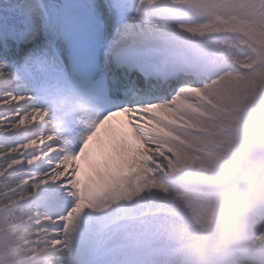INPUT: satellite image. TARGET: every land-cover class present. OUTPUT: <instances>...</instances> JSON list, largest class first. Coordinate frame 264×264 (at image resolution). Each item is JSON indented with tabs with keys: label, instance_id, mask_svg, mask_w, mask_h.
<instances>
[{
	"label": "bare ground",
	"instance_id": "1",
	"mask_svg": "<svg viewBox=\"0 0 264 264\" xmlns=\"http://www.w3.org/2000/svg\"><path fill=\"white\" fill-rule=\"evenodd\" d=\"M151 1L154 0H147L146 3ZM156 1L160 3L175 2L178 0ZM48 2L49 0H0V11L1 14L4 15L7 24L10 26L14 23L22 22L26 18L38 21L46 10V8H42L41 6H46ZM214 5L215 4H210L209 6L211 7L208 11L214 14L219 13L221 9ZM149 6L151 5L149 4ZM11 8L13 9L12 13ZM198 11L202 13L205 18L204 21L199 23L184 22L164 24L154 18L137 16L134 20L122 25L127 26L128 30L136 37L137 42L146 50L154 49V51L150 52L156 51L159 55L166 52L163 58H159L161 60L184 52L192 59H195L200 58L199 54L201 53H218V51L225 50V55L222 59H219L218 64L220 68H222V65L226 62L228 64L231 62H242L232 49L201 42V36L212 33L210 30L218 28V25L213 21L211 16L205 15L207 12L203 10ZM9 14H12V16H9ZM229 23L230 20L225 19L222 26H227ZM184 33L185 35H183ZM254 37L255 38L252 37L251 39L255 42L256 47L259 48V51H255L258 54V58L263 59L264 47L261 44H264V32L258 31ZM4 63L3 60H0V87L1 84L6 83L12 85L13 88H19L20 85L17 83L18 79L15 71L13 69H6ZM212 68L216 70L218 67L214 66ZM235 68H237V66H234L232 69L225 67L215 72L211 81L198 87L196 91L201 93L212 104L222 106L224 109H229L230 113H232L231 111L234 105L244 110L252 105L254 98L255 100L259 99V97L264 98V74H234L233 69ZM5 90L6 89H4V91ZM178 99V105H186V107L192 106L193 110H201L200 107L192 103L183 101L181 98ZM12 106L16 108H12ZM17 106H24V108L22 109ZM202 109L204 112H208L207 109ZM15 110L17 112H15ZM162 111L164 115L168 117H174L180 122L188 125H195L197 128L209 131V133L205 136H200L173 130L175 135L191 145V149H185L171 140L155 137L151 134L153 139L151 141L150 150H148L154 162L163 165L164 171L155 168L154 171L156 176L166 173L170 169L174 171L181 169V167L186 169V163L193 166L195 171L207 169L208 172L214 173L213 166L215 163L211 155L206 153V151H212L211 148L208 147L209 141L215 142L218 146L223 147V151L220 154L228 163L235 160L236 156H234V154L238 153L241 148L238 145V139L235 135L226 136L220 132L217 133L216 129L220 124H224L220 125L221 127L225 125H230L229 127H231L233 123L231 122L230 124V122H226L225 117L227 116L229 117L228 120H237L236 130L238 134L242 132V127L250 124L245 117L234 116L235 113L230 115L212 113L211 115H215L218 120L207 121L204 118L193 116L192 112H189L186 108L181 112L166 109ZM0 113L3 115L0 117L1 136L7 135L5 132L8 130H12L11 133L17 134V136L20 134L26 136L38 133L37 129H33L39 124L38 118L41 115V111L35 105L31 97L14 96L12 99L7 96V93L0 94ZM4 113L7 114L4 115ZM11 118H14L13 122L6 121ZM154 123L161 129L165 128L161 121L154 120ZM26 128H29V130L25 131ZM97 130L91 147H95L94 155L99 156V159L102 160L103 165L106 166V170L108 169V171L105 172L100 167L95 166L88 156L85 158L82 157L79 161L84 163V170L83 172L78 171V173L84 175V182L81 185V199L76 200L77 204L74 209L69 211L64 217L57 218L54 222L46 221L45 219L31 221L30 219L33 217V213H30V207L27 205L24 206V204L11 210H5V207L2 208L0 210V235L3 234L4 239L0 241V264L5 261L10 262L14 260V258L16 261H19L21 257H17L16 249L18 245L24 247L21 242L26 240V238L28 239L26 241L27 244H41L42 248H38L36 252L42 251L47 246V254L44 253V257L41 260H35L25 264H73L75 255H79L83 249L95 248L98 244L103 242L105 238L103 228L112 223L114 219L120 217H133L150 207L163 210L168 219L167 223L157 217L147 218L144 226L137 227L134 233L137 235L144 233V235H146L148 231H151V233L155 235L154 238L151 239L155 240L168 236L167 231L172 229L168 227L169 222L173 223L174 229H179V223L176 222V219L170 213L180 214L181 209L189 213V216H184L190 218L199 217L201 215L200 195L177 193L164 183L151 178L148 175L151 170L147 171V169L139 163L140 159L134 150L129 147L125 148L120 141L112 138L102 123L97 127ZM32 145L36 146L33 149L35 151V156L23 162L8 160L9 164L6 166L12 165L13 170L6 172V170H4L6 166L4 167V165L8 163L7 157L18 156L27 150L20 151L21 148L19 146L10 145V143L0 144L1 161L4 162V165L0 163V171L4 170L0 173V176H4L0 178V207L9 202L14 203L12 201L18 197L17 194L25 195L22 196L21 199L28 198L31 201L45 194L51 195L55 205H58L55 201L58 200L62 202L61 200L65 193V185H67L68 191H72L73 199H75L77 187L71 182L73 175L76 173L73 167H69L68 163L64 160L57 163L51 162L46 165L42 162L39 164L32 162L36 158L42 159L52 148L53 145L48 135L39 137L31 146ZM146 147L148 148V143H146ZM157 149L161 151V153L155 155L153 151ZM198 149L206 151L198 152ZM89 151L90 149L87 150L85 155H88ZM36 165H39V169L47 167L49 170L42 173L40 170L37 171L34 169ZM124 165H127L129 170H126L123 167ZM18 168H24L25 170H17ZM118 168H121V170L117 173L116 170ZM124 171H129L132 174V181L125 183L120 180L119 176L121 173H124ZM21 174L24 176L22 179L18 178ZM8 175L12 177H8ZM14 175L16 179L13 178ZM68 175L71 176L68 177ZM60 178H63V183L61 184L63 190L58 191L57 186H59V183L57 179ZM135 183H138V185L134 186ZM262 187V184L255 182L243 196L222 205L225 208L226 219L231 220L228 225L232 224L235 226L237 223H240L239 228L234 227L232 237L241 241L251 238L250 242L249 240L247 242L245 241V243H250L249 248H257L258 245H260L261 248L264 246V228H261V220L255 217H250L248 220L239 219V214L242 212L240 209L246 202L249 204L253 197L264 198V196L259 194ZM12 188L16 194H13V191L10 192ZM138 188H141L140 192H138ZM23 189L24 191H22ZM6 190H9V193ZM91 192H93L94 196L102 194L104 203L100 204L96 202V200L91 199ZM171 201L172 203H170ZM141 208H143V210H141ZM109 217L110 219L101 222L103 219ZM28 222L34 226L39 222L35 228L36 235H33L30 228L26 227L25 224H28ZM123 223H125L124 228L126 231L130 230L128 224L134 227L139 225V221L132 220H127ZM241 223L247 224L246 230H241ZM46 224H49V229L45 227ZM121 224L122 223L111 229L108 228L106 233L111 234V231L120 229ZM53 227L55 228L54 230ZM163 228H165V230H163ZM226 233L227 232H224L225 235ZM31 236L37 237V239L28 238ZM50 236H54L58 238V240ZM218 238V236L213 238V244L217 242H224V245L226 244V240L222 238L218 241ZM203 241H211V236L205 237ZM238 249L239 248H235L234 251ZM256 251L252 250V252L258 254L263 253V251ZM15 264L24 263L16 262Z\"/></svg>",
	"mask_w": 264,
	"mask_h": 264
},
{
	"label": "snow or ice",
	"instance_id": "2",
	"mask_svg": "<svg viewBox=\"0 0 264 264\" xmlns=\"http://www.w3.org/2000/svg\"><path fill=\"white\" fill-rule=\"evenodd\" d=\"M41 7L46 8L42 23L26 18L9 26L0 18V60L6 69L24 73L25 90L40 92L49 78H70L93 89L116 111L127 102L120 97L134 90L133 72L146 80L168 78L165 69L150 62V51L121 24L125 0H49Z\"/></svg>",
	"mask_w": 264,
	"mask_h": 264
},
{
	"label": "rangeland",
	"instance_id": "3",
	"mask_svg": "<svg viewBox=\"0 0 264 264\" xmlns=\"http://www.w3.org/2000/svg\"><path fill=\"white\" fill-rule=\"evenodd\" d=\"M252 8L248 10V12L251 13ZM246 13L244 15H240L238 17H235L232 19V23L230 24V28H239L245 30L247 33L251 34L254 36L258 31L264 32V20H256L253 19L252 17H246ZM185 34V33H184ZM264 74V70H260L258 72V75ZM260 100H264V98H260ZM10 132V130L6 131V133ZM4 165V164H3ZM242 191V190H241ZM241 191L238 192L237 194H241ZM237 194H234L233 197H235ZM93 199V198H92ZM4 235H0V239H2ZM27 254V253H26ZM25 254V255H26ZM28 256V254H27Z\"/></svg>",
	"mask_w": 264,
	"mask_h": 264
},
{
	"label": "clouds",
	"instance_id": "4",
	"mask_svg": "<svg viewBox=\"0 0 264 264\" xmlns=\"http://www.w3.org/2000/svg\"><path fill=\"white\" fill-rule=\"evenodd\" d=\"M26 252H27V249H25L24 247H22L20 245L17 246V249H16V255H17V257H23V256H25ZM13 264H15V258L13 260Z\"/></svg>",
	"mask_w": 264,
	"mask_h": 264
}]
</instances>
